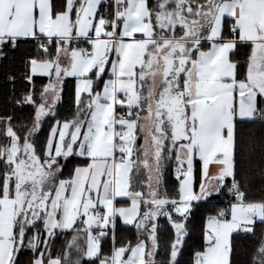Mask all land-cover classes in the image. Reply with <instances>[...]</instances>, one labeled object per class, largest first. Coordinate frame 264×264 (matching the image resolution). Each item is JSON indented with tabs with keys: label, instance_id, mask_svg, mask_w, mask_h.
Here are the masks:
<instances>
[{
	"label": "snow or ice",
	"instance_id": "obj_1",
	"mask_svg": "<svg viewBox=\"0 0 264 264\" xmlns=\"http://www.w3.org/2000/svg\"><path fill=\"white\" fill-rule=\"evenodd\" d=\"M0 67V264H264V0H0Z\"/></svg>",
	"mask_w": 264,
	"mask_h": 264
},
{
	"label": "trees",
	"instance_id": "obj_2",
	"mask_svg": "<svg viewBox=\"0 0 264 264\" xmlns=\"http://www.w3.org/2000/svg\"><path fill=\"white\" fill-rule=\"evenodd\" d=\"M8 71H9L8 67H0V88H3L4 86L5 75ZM70 79H74V78H70Z\"/></svg>",
	"mask_w": 264,
	"mask_h": 264
}]
</instances>
